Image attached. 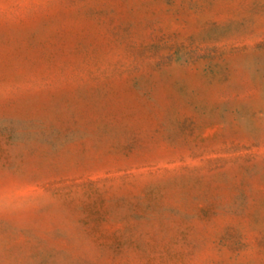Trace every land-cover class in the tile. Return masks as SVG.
Segmentation results:
<instances>
[{"label":"rangeland","instance_id":"rangeland-1","mask_svg":"<svg viewBox=\"0 0 264 264\" xmlns=\"http://www.w3.org/2000/svg\"><path fill=\"white\" fill-rule=\"evenodd\" d=\"M0 264H264V0H0Z\"/></svg>","mask_w":264,"mask_h":264}]
</instances>
